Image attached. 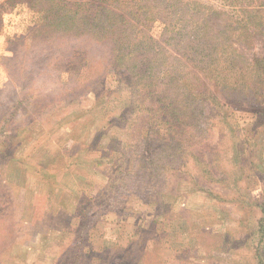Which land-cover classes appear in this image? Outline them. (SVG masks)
Here are the masks:
<instances>
[{"label": "rangeland", "instance_id": "obj_1", "mask_svg": "<svg viewBox=\"0 0 264 264\" xmlns=\"http://www.w3.org/2000/svg\"><path fill=\"white\" fill-rule=\"evenodd\" d=\"M52 2L0 0V152L11 156L0 154V264L81 254L93 264L264 262V102L211 111L200 143L188 142L203 170L188 148L189 164L174 161L181 170L143 174L128 84L115 72L102 79L106 56L89 71L80 38L51 37ZM162 29L156 21L151 32Z\"/></svg>", "mask_w": 264, "mask_h": 264}, {"label": "trees", "instance_id": "obj_2", "mask_svg": "<svg viewBox=\"0 0 264 264\" xmlns=\"http://www.w3.org/2000/svg\"><path fill=\"white\" fill-rule=\"evenodd\" d=\"M48 1L58 3L54 7L59 10L50 21L51 37L80 38L89 71L99 67L97 58L103 63L106 56L102 79L115 72L128 84L130 106L141 125L131 136L144 146L137 170L143 174L163 175L167 170L162 168L175 169V159L189 164L191 160L184 158L191 148L188 142L199 141L215 118L213 109L242 97L246 104L264 102V0H229L221 6L204 0ZM156 21L163 24L158 38L151 32ZM258 46L260 53L255 52ZM87 77L93 79L91 74ZM14 108L1 132L18 112ZM141 130L146 133L140 137ZM190 150V158L202 170L208 167L201 154ZM118 151L121 170L127 153ZM0 154L11 159L3 151ZM154 154L162 162L156 164ZM68 257L58 264H68ZM77 263L93 264L82 254L71 257L70 264ZM257 264L264 262L260 259Z\"/></svg>", "mask_w": 264, "mask_h": 264}]
</instances>
